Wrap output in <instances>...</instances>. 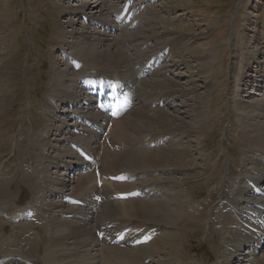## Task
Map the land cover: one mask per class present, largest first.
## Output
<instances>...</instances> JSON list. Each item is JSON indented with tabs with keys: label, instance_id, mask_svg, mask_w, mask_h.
I'll list each match as a JSON object with an SVG mask.
<instances>
[{
	"label": "bare ground",
	"instance_id": "obj_1",
	"mask_svg": "<svg viewBox=\"0 0 264 264\" xmlns=\"http://www.w3.org/2000/svg\"><path fill=\"white\" fill-rule=\"evenodd\" d=\"M96 5L100 9L95 10L97 7H92L89 0H83L79 7L70 8L73 19L67 23L72 28L69 37L73 42H67V46L71 53L62 51L64 68L54 63L53 89L45 93L48 101L44 114L48 119L45 129H41L43 133H30L31 139L39 135L44 142L45 165L35 160L34 151L38 147L34 144L30 145V157L22 161L20 186L23 182L35 181L40 168L47 172L56 169L65 172L56 182L60 190L43 184L40 195L23 211L16 207L15 199L9 204L6 199L1 201L0 264H118L122 261L126 264H189L187 243L206 233L203 221L208 218V204H195L189 198L186 184L170 170H178L184 164L196 168L200 158H191L190 138L195 127L191 124L181 127L184 120L162 106V101L164 106L169 105L171 98L179 96L172 86L175 80L145 79L147 82H143L141 91L133 97H129L127 89L120 85L124 78L133 85L138 74H149L150 64L165 57L166 53L154 50L156 52L149 55L142 49L144 43H138L139 38L130 35L133 20L138 18V6L132 0H126L122 18L114 14L122 8L110 6L104 0L97 1ZM109 9H114L117 25L115 20H110L113 17ZM80 20L84 23L77 30L75 27ZM120 28H127L125 37L130 35L128 47L125 42L120 50H127L130 63H135L134 58L141 61L140 71L131 69L125 60L127 57L100 47ZM54 45L59 43H50L49 47ZM110 46L115 47V43ZM3 55L2 48L0 57ZM56 59L59 61L58 57ZM2 62L0 79L3 77ZM116 64L124 66V72L118 73L117 78L110 75V69H102L105 65ZM174 64L178 66L177 62ZM80 74L89 76L82 78ZM148 85L152 88L150 93ZM248 105L258 113L255 118H245L249 120L246 121L244 144L264 150V103ZM151 107L155 108L153 112H146ZM240 108L235 111H241ZM128 112L131 113L126 118ZM126 119L131 120L134 128H128V123L123 121ZM114 133L128 141L120 143L121 136L120 142L114 140ZM52 136H56L53 141ZM23 137L16 143L20 159H23L26 144ZM1 140L4 138L0 134V145L4 148ZM50 151L60 152L59 157H51ZM3 153L0 151V155ZM185 159H188L186 163ZM29 160L36 165L30 167ZM261 169L260 173L247 174L246 183L238 181L235 194L225 196L213 216L217 223H211L210 227L215 226L211 230L209 227L210 238L213 233L230 235L229 251L222 256L221 264H230L233 260H245V264L264 262V256H259L264 246V190L258 187L259 183L264 184V168ZM73 171L76 177L67 192L66 173ZM117 176H120L118 180ZM13 177L10 160L5 161L0 170V192L9 190L7 182ZM145 177L148 180L141 185L133 183ZM46 196L56 199L48 201ZM225 204H231L235 219L223 216ZM8 222L13 228L5 233ZM226 223H232L234 229L228 231ZM47 235L50 247L45 245ZM241 252L244 257L239 259ZM117 259L121 260L116 263Z\"/></svg>",
	"mask_w": 264,
	"mask_h": 264
},
{
	"label": "rangeland",
	"instance_id": "obj_2",
	"mask_svg": "<svg viewBox=\"0 0 264 264\" xmlns=\"http://www.w3.org/2000/svg\"><path fill=\"white\" fill-rule=\"evenodd\" d=\"M89 1L92 7H97L95 10L100 9L96 5L99 0ZM104 1L110 6H117L115 8H122L116 13L113 12L114 9H109L112 17L114 13L122 18L126 0ZM82 2L0 0V49H4V55L0 57L3 60V77L0 79L3 85V89L0 90V134L4 138L1 141L5 143L4 148L0 145V151H4L5 154L0 155V170L3 163L8 160L14 170V180L7 182L10 185L9 190L7 193L0 192V195H3L0 196V203L6 199L8 200L6 204H9L15 199L18 206L16 207L22 211L28 207L31 200L40 195L39 190L43 189V184L50 185L59 192L60 187L56 188V182L65 174L63 170L58 172L56 169H50L47 172L40 168L35 181H26L23 182V186L19 185L23 177L22 161H25L28 155L30 157V145L38 147V150L34 151V158L45 165L46 151L39 136L43 133L41 129H45L48 119L44 114L48 101L45 93L53 89L54 63L64 68L62 51L65 50L66 54L71 53L67 46V42H73L69 37L72 28L67 23L73 19L70 8L79 7ZM132 2L138 6V18L137 21L133 20V29L129 28L134 33L130 35L137 36L138 43H144L142 49L149 55L159 50L165 51L166 55L150 64L149 74L142 76L138 74L133 85L128 84L127 78L121 80L120 85L127 89L129 97H133L141 91V85L147 82L145 79L175 80L172 86L179 96L171 98L172 102L169 105L164 106L162 101V106L165 111L184 120L185 123L180 124L181 127L185 124L188 127L190 124L195 127L190 138L193 152L191 158H200L197 169L184 164L185 166L178 170H170L186 184L189 198L195 204H208V220L203 221L206 233L191 238L187 243L188 263L221 264L222 256L229 251L230 235L213 233L212 239L210 238L211 234L208 232L215 227L213 225L210 227L215 221L213 216L219 211V203L225 200V196L232 197L235 194L238 181L246 183L252 171L260 173L261 168H264V150L252 148L251 144L246 147L244 144L247 134L246 121L255 118L258 113L248 104L264 103V0H132ZM110 20H115L114 24L117 25L116 17ZM82 22V20L77 22L75 29H80ZM127 34V28H120L100 47L127 57L124 58L131 69L140 71L143 67L141 61L134 58L135 63H130L128 61L130 54L127 50H120L125 42L128 47L127 40L130 35L125 37ZM172 39L175 41L171 42ZM53 42L59 45L49 47ZM113 43L115 47L110 46ZM175 62L178 66L174 64ZM123 67V64L105 65L102 69H110V75L117 78L118 73L124 72ZM88 74L80 76L84 78L89 76ZM147 87L150 93L152 88L149 85ZM235 102L239 106L237 103L235 105ZM248 107L249 109L245 110ZM237 108L241 111H235ZM154 109L151 107L146 112H153ZM130 113H127L126 118ZM246 117L249 119H245ZM123 121L128 123V128H134L131 120ZM32 125L37 126L34 129ZM32 131L39 134L34 139L30 138ZM22 137L26 139V144L23 148V159H20L16 143ZM55 138L56 136L50 137L52 141ZM114 140H119L120 143L128 141L124 136L115 133ZM58 146L64 149L61 144ZM59 153L48 152L51 157H59ZM187 161L188 159H185V163ZM28 165L31 167L36 164L29 160ZM66 175L69 181L67 192H70L73 186L71 183L76 177L75 171L67 172ZM147 180V177L140 178L133 183L141 185ZM258 187L264 190L263 182L259 183ZM50 198L56 199L46 196V200L49 201ZM230 205L223 206L222 211L225 214L223 216L235 219ZM6 225L5 233H10L12 226L9 222ZM219 225H222V222ZM226 226L228 231L234 229L232 223ZM45 245L51 246L48 235L45 238ZM92 253L94 254L92 251L90 255L93 258ZM260 255L264 256V246ZM239 256V259L244 257L242 252ZM118 260L121 259L115 262L118 263ZM118 264L126 263L122 261ZM230 264H245V260H233Z\"/></svg>",
	"mask_w": 264,
	"mask_h": 264
}]
</instances>
